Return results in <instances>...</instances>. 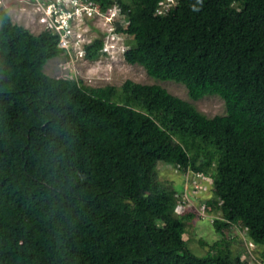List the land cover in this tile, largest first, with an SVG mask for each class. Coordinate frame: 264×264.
<instances>
[{"label":"trees","instance_id":"1","mask_svg":"<svg viewBox=\"0 0 264 264\" xmlns=\"http://www.w3.org/2000/svg\"><path fill=\"white\" fill-rule=\"evenodd\" d=\"M90 1L118 7L125 61L193 100L218 96L225 113L208 117L158 84L125 80L100 97L52 77L59 36L0 6V264H256L227 241L193 254L184 219L198 213L178 212L156 169L208 176L201 212L216 232L264 245V0H176L166 13L161 0ZM85 49L97 59L103 40Z\"/></svg>","mask_w":264,"mask_h":264},{"label":"rangeland","instance_id":"2","mask_svg":"<svg viewBox=\"0 0 264 264\" xmlns=\"http://www.w3.org/2000/svg\"><path fill=\"white\" fill-rule=\"evenodd\" d=\"M0 6L8 12L12 22L26 27L32 33L37 34L44 28L41 13L35 10L31 0H0ZM107 27L96 22L86 26L89 38L101 37L103 40L104 54L97 59L89 60L80 52L83 46L79 42L72 41L70 54L48 60L44 72L56 78L75 79L81 87L86 90L94 89L100 97L107 94L105 87L118 88L125 80L141 84H158L172 95L191 103L197 111L208 117L225 113L224 102L218 96L211 95L193 100L183 84L154 79L141 65L125 61L123 50L129 46L127 41L130 38L115 33L114 28ZM81 55L83 56L80 57ZM188 135L190 138L191 135ZM192 147L198 148L197 144ZM156 170L159 182L179 194L182 206L178 212L184 217L195 211L198 213L195 217L184 219L185 239L193 254L197 256H205L207 253L215 254L219 249H225L224 241H227L231 253L241 256L243 263H246V256L254 260L256 264H264V245L255 248L247 239L245 231L237 227L227 230L224 235L219 234L211 224V216L206 217L202 214L201 205L212 193L211 179L208 176L198 175L189 170L183 173L169 164H158Z\"/></svg>","mask_w":264,"mask_h":264},{"label":"built area","instance_id":"3","mask_svg":"<svg viewBox=\"0 0 264 264\" xmlns=\"http://www.w3.org/2000/svg\"><path fill=\"white\" fill-rule=\"evenodd\" d=\"M35 10L41 13L42 30L55 32L59 36L58 46L63 49L61 55L70 54L71 42L85 40L86 26L91 22L109 25L114 28V21L119 18L118 7L113 3L102 11L90 0H31ZM176 0H161V13L174 8ZM75 28L80 31L75 32Z\"/></svg>","mask_w":264,"mask_h":264},{"label":"clouds","instance_id":"4","mask_svg":"<svg viewBox=\"0 0 264 264\" xmlns=\"http://www.w3.org/2000/svg\"><path fill=\"white\" fill-rule=\"evenodd\" d=\"M117 20H119V18L117 19ZM104 26L105 27H107V28H109V29H111V27L109 26V25H106V24H104ZM78 31H80V29H78V28H75V32H78ZM113 31H114V29H113ZM85 34H86V37H85V40L83 41V42H79L82 46H83V48H82V50L80 51L81 53H83L84 54V56H85V45H87V44H89V43H91V41L93 40V38H89L88 36H87V34H88V32H87V30H86V32H84ZM104 47V46H103ZM104 49V48H103ZM126 49V48H125ZM124 51V50H123ZM83 55H81L80 57H82Z\"/></svg>","mask_w":264,"mask_h":264}]
</instances>
